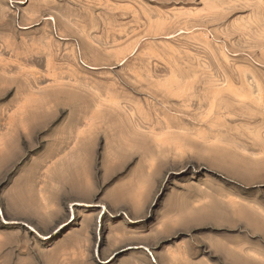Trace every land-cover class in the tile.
<instances>
[{"label": "rangeland", "instance_id": "1", "mask_svg": "<svg viewBox=\"0 0 264 264\" xmlns=\"http://www.w3.org/2000/svg\"><path fill=\"white\" fill-rule=\"evenodd\" d=\"M0 114V187L46 151L84 173L111 158L110 186L146 166L264 213V0H0ZM25 225L0 221V264H107L45 258Z\"/></svg>", "mask_w": 264, "mask_h": 264}, {"label": "crops", "instance_id": "2", "mask_svg": "<svg viewBox=\"0 0 264 264\" xmlns=\"http://www.w3.org/2000/svg\"><path fill=\"white\" fill-rule=\"evenodd\" d=\"M95 135L93 126L73 139L78 143ZM5 139L0 132V152ZM45 154L20 164L10 182L0 187L1 224L27 222L29 231L52 242L45 258L107 264H147L150 259L154 264H264L259 202L243 200L221 185L164 187L162 176L155 178L146 166L137 165L110 186L117 169L107 165L109 158L97 173H84L83 164L72 166L64 156L52 161Z\"/></svg>", "mask_w": 264, "mask_h": 264}, {"label": "bare ground", "instance_id": "3", "mask_svg": "<svg viewBox=\"0 0 264 264\" xmlns=\"http://www.w3.org/2000/svg\"><path fill=\"white\" fill-rule=\"evenodd\" d=\"M263 52V51H262ZM228 77V76H227Z\"/></svg>", "mask_w": 264, "mask_h": 264}]
</instances>
